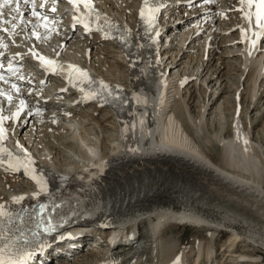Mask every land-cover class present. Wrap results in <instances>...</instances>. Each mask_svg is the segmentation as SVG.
<instances>
[{
  "label": "bare ground",
  "instance_id": "6f19581e",
  "mask_svg": "<svg viewBox=\"0 0 264 264\" xmlns=\"http://www.w3.org/2000/svg\"><path fill=\"white\" fill-rule=\"evenodd\" d=\"M174 1L170 0L169 11L171 12L168 15L171 16V21L176 17L175 28H177L176 31L181 32H173L174 39L170 38L168 43L174 44V41L177 43L166 49L161 44L157 46L151 39L149 40L138 24L137 27L134 26L131 30L132 43L135 44L136 49L134 52L123 50L120 41L114 42L102 34L84 32L76 24L70 23L69 18L64 16L65 12L61 7L62 5L57 0H34L30 6L21 3V9H24L23 19L17 16L16 20L8 25L12 27L15 24L17 28L13 34L25 40L21 28L29 26L32 30L37 29L45 39L44 44H49L50 47L60 50L61 55L77 58L79 62L85 65H89V59L91 53H93L91 52L93 50H87L88 38L98 39V44H112L119 58V60L117 59L118 66L120 70L123 68L122 71L126 73V89L131 95L130 102L132 103L127 112L120 113L116 108L100 107L97 103L82 105L80 101L77 102V97L72 92L65 91L61 93L57 91V79L55 77L36 84L35 80L39 78V75L38 77H35L36 75L34 77L28 76V73L25 72L23 79L20 80L17 76H12L10 68L7 67L8 62L0 64L2 67L6 66L5 69L2 70L1 68L0 70L5 75L4 79L0 81V93L6 94V96L0 95V104L3 100H6L9 92L13 93V90L14 95H16L14 101L24 100L25 103L23 113L15 119V122L12 121L13 123H11L8 138L13 140L11 142L13 148L19 146L23 151L25 149L28 153L36 156L39 160L38 164H50L52 162L50 158L55 156L51 155L50 157L48 155L50 157L48 159V156L46 157L40 149L38 153H35L31 148L39 140L44 141L46 139L43 132L46 130L48 132V128H51L52 135L53 128L60 129L61 132L68 127L70 132L73 120L76 121L78 118L77 121H79L80 119L77 115V117L73 115L75 107L88 111L92 109L95 115L96 113L105 112L100 119L103 118V121L108 123L112 120L111 123L116 125L118 134L116 133V140L109 147V151L104 153L101 150L99 153L96 148L89 147L90 151L77 166L60 171L59 181L53 191L57 193V191L65 189L66 182L69 185L68 188L72 191L87 190L89 185H94L96 188L99 187L100 190L98 189L99 191L96 194L94 193L95 195L90 198V201L82 202L81 206L84 208L90 205L97 208L109 207L108 212L103 214L104 218L101 221L103 228L109 229L111 232L114 231L110 234L107 242L100 244V237H77L81 240L80 242H86L88 245L92 244L90 247L97 254V257L92 258L88 261L89 263L86 262L85 264H109V262H112V264H174L177 259H179L180 264H186L189 255L185 251L177 252L178 243L176 241L167 240L164 244H161L158 239V236L166 228H170L172 223L177 222L189 223L195 227L213 225V227L219 228L220 225L228 226L231 233L225 251L227 254H222V257L224 255L230 257L231 248L241 240L256 238L260 241L258 244L264 245V190L261 185L264 177V148L260 142H257L258 138L256 139L252 135L253 128L257 126L256 121L249 119L248 123L243 122L239 116L231 112L236 118L230 122L227 131L224 130V127H222V123L225 121L223 110L225 108L227 111L233 109L229 106L231 98L221 95L225 88L221 92L218 91L219 95H217L216 88V91L212 92L213 96L211 95V98L209 96V99L205 98L207 91H202L204 98L202 101L198 98L201 112H199V117H192L190 113L183 109L181 102L176 101L179 92H182V96L185 94L183 91L185 87L197 85L196 77L199 73L197 69L200 66L199 61L201 59L204 60V62H201L203 69L206 68L207 70L205 75L212 71L213 67L215 68L208 75L211 78L207 85V88H209L210 82H220L219 75L224 69L222 68L224 63L228 68L231 69L232 67L231 62H224L223 60L220 62L221 64L219 63L222 54H227L224 57L228 59L233 57L234 53L232 51L240 50L239 52L244 56V58L241 57L242 62L243 60L247 64L252 62L251 68L249 71L247 70L243 80L244 95L250 97V104L252 100L256 103L260 102L262 98L261 86L264 82V53L259 50L260 53L257 55L255 50L257 44L258 48L264 46V36L258 43L255 34L250 32L249 28L252 23L251 21L246 22L244 16L247 9L246 0H218V7L216 8L220 9V14L224 13L221 8H230L229 12L232 11L231 13L235 14L237 11L235 15L238 14L237 17H239L238 20L235 18L234 21L228 22L227 26L223 28L221 24L224 21H220L222 18H220L219 12L213 14L212 10L210 11L213 6L210 7L209 4L204 3V0L202 2L197 0L193 3L195 6L191 4L190 7H196V10L190 9L189 12L185 10L187 17L184 16V19L181 20L173 15L174 11L172 10L178 8V6L173 7L177 3ZM116 2L122 5L124 1L116 0ZM139 2L140 0H137V5H133L134 8L128 9V17L126 16V18H123L122 15L121 18L114 13L112 10L114 4L111 7H107V5L105 10L110 15L117 16L119 21L124 22L122 26L127 27L126 23L134 24ZM221 2L222 4L219 5ZM52 3L55 4L52 5ZM41 4L48 7L53 6L57 15H53V10L40 7ZM236 6H239V8L236 9ZM102 8L104 9V7ZM207 9L208 11H206ZM33 10L41 14L40 19L32 15ZM167 18L169 19V17ZM36 24H39L40 27L33 28V25ZM47 29H51V32L47 33ZM219 29L229 31L228 34L231 36L227 34L228 36L226 35L227 37L222 39ZM232 33H236L237 37ZM202 35L207 39L204 38V41H202ZM232 36L236 37L235 41L232 40ZM200 37L201 39H199ZM199 40L202 41V45ZM224 41L227 42L223 43ZM252 41H256L255 46H252ZM197 42H199L198 45H196ZM218 42L221 43L220 46L223 45V49L217 46ZM162 43L164 44V42ZM195 46H198L201 50V56H198L197 65L191 71L190 63L196 58V55L192 54ZM216 46L218 50L215 49ZM125 47L127 46L125 45ZM227 48L229 52L226 51ZM160 49L161 52L158 53ZM189 50L193 51L189 53ZM79 51L83 52L85 57H82ZM204 51L208 53L206 57L202 54ZM216 51L221 52L220 57L218 53H215ZM217 56L219 57L216 62L217 65H214V63L209 65L208 63ZM18 58H21L22 69L26 70L27 68L33 74L36 73L33 66L27 64L29 61L27 56L21 55ZM96 60L100 62L98 59ZM175 60L176 65L173 64ZM179 64L184 65L183 70L179 71L177 69L174 71L177 65L179 67ZM192 66L194 65L192 64ZM172 70L173 73H170ZM241 71H244V67L241 68ZM18 74L21 75L19 72ZM25 78L34 81L31 87H27L28 81ZM182 81H184L183 86H181ZM203 81L204 84L207 80L204 79ZM13 84L16 85L15 89L12 87ZM221 85L222 83L219 87ZM28 89L37 93L36 100ZM187 89L188 101L193 97L196 98V96H193L194 92ZM46 96H50L52 100L50 102L44 101L43 97ZM180 97L178 99H181ZM182 99L184 100V98ZM6 103L11 104L8 100H6ZM50 103H59L61 108L56 105L55 107L51 106ZM174 105H176L175 108ZM254 108L255 106L252 110ZM41 109H43V113L37 114ZM64 109L67 110L61 111ZM29 110L32 113L30 115L28 114ZM209 110L212 111V114H216L217 125L209 129L207 127L208 135L205 137V142L208 144L211 141L218 143L221 147L220 161L210 154L208 155V152L194 140L189 129H187L186 119H183L185 115L192 126L201 132L202 122H204L205 116L209 115ZM0 111V114H3V104ZM239 111L244 112L241 108ZM89 113L86 112L85 114L90 118L92 115ZM11 119L14 120L12 117ZM100 119L99 121L94 120L97 126H99ZM60 120L61 122H59ZM221 121L223 122L221 123ZM50 122L54 123L55 126H52ZM262 124L264 125V123ZM16 132H18V135ZM21 133L24 134L23 137H19ZM68 136H60L59 138H62V140L59 139V143L62 142L61 145L63 146L68 145L71 142L69 141L71 137L69 139ZM245 140H247L246 144L244 143ZM50 146L52 147V144ZM245 149H247V152H245ZM38 168L40 169L39 165ZM1 175L5 182L7 181L8 188L18 187L20 182H25L26 188L7 189L8 191H5L7 194H0V211L9 210L17 201L25 203L34 198L36 194L34 186L30 184L27 178L11 173L4 174L0 171ZM89 181L91 184L88 183ZM93 230L94 228L91 227L84 229V232L91 233ZM98 234L99 236L100 234L104 235L101 232ZM69 243L70 240L67 239L62 241L59 239L55 243L57 250L65 253L64 257L73 252ZM198 244H196V252L193 254V264H202L201 258L203 257L210 264L213 263L215 260L213 261L214 257H211L210 248L207 244L202 245L201 241ZM99 246H103L104 250H101ZM100 252L102 254H98ZM80 255H77L74 260L72 259L71 264H84V261L82 262L80 259ZM45 258L46 255L44 254L37 264H41ZM246 258L252 259V261L260 260L257 253L253 256L240 255L239 259L233 258L232 260L237 261L239 264ZM30 264L36 263L31 262Z\"/></svg>",
  "mask_w": 264,
  "mask_h": 264
},
{
  "label": "rangeland",
  "instance_id": "374dc122",
  "mask_svg": "<svg viewBox=\"0 0 264 264\" xmlns=\"http://www.w3.org/2000/svg\"><path fill=\"white\" fill-rule=\"evenodd\" d=\"M123 1L124 2L122 3V5L118 4V2H116V0H102V2H100V0H99V3L100 4L102 3L101 5H103L105 7L107 5H108L107 7H111L114 4L112 6V10L114 11V13L115 14L117 13L119 15V17H121V15H122L123 18H126V16L128 17V15H127L128 14V9H132V7L134 8V6L137 5V0H123ZM221 1H223V0H221ZM217 2H218V0L217 1L214 0V2L212 4H209L210 7H211V5L213 6L210 9V11L212 10V13L213 14H217L218 12H219V14L221 13L220 9L216 8V7H218ZM124 4H125V6H124ZM183 4H181L177 8L178 10L177 9H173L174 15L177 16L179 19H181V17L186 16L187 15L186 12L187 11L189 12L190 9L196 10V7H193V8L190 7L191 6V3H186V6L187 7L184 6ZM221 4H222V2L219 5H221ZM230 5H232V4H230ZM230 5H228V6H230ZM232 8H234V7H232ZM229 9L230 8H228V9L221 8V10H224V13L223 14H220L221 15L220 18H222V20L220 19V21H222V22L224 21L223 24H221L222 25L221 26L222 28L223 27H226L228 22L234 21L235 18H237V20H238V18H239V17H237L238 14H237V16L235 15L237 13V11L235 12V14H232L231 13L232 11L229 12ZM185 10H186V12H185ZM179 12H181V13H179ZM224 14H225V16H224ZM234 26L236 27V25H234ZM219 32H220V34L222 36V39L224 37H227L228 35H230V34H228L229 31L226 32V30H224V29H219ZM233 35H235L237 37V34L236 33H234ZM202 36H201L202 37V41H204L203 39L205 38V36L204 35H202ZM201 37L199 39H201ZM235 38L232 36V40L235 41L236 40ZM206 39L207 38H205V40ZM217 39H218V37H217ZM97 40L98 39H96V38H90V39L88 38V41L89 42L87 41V44H88L87 50L88 51L93 50V51H91L93 53H91L92 55H91V58L89 59L90 61L88 63L89 64L88 66L95 73H97L98 75H101V76L109 79L110 81H114L116 83H120V84L124 85L125 88H126L127 87L126 86V78H125L126 77V73L124 71H122V70H124L123 68H121V70H120V67L118 66V60H119V58L117 57L116 50H114L115 48L113 47L112 44H108V45H106V44H98L97 43ZM202 41L199 40V42L201 43V45H202ZM199 42H197L196 45H198ZM225 42H227V41H224L223 43H225ZM220 44L218 42V45L217 46H220ZM240 45H241V42H240ZM217 46L215 47V49L217 48ZM105 47H106V49H105ZM101 48H102V50H100ZM207 48H209V46H207ZM220 48L223 49V45H221ZM256 48L257 49L255 50V53L257 55H258V53H260L259 50H261L264 53V49H263L264 46L260 47L261 49L258 48V47H256ZM111 49H113V50L111 51ZM190 49H192V47H190ZM193 50H194V52H192ZM193 50H189V53L192 52V54L194 56L196 55L195 56L196 58L193 59L191 61V63H190L191 64V67H190V70L191 71L193 69H195V67L197 65V59L201 56V50H199V47L198 46L193 47ZM216 50H218V49H216ZM226 51L229 52L228 51V48H227ZM239 51L240 50H234V51H232L234 53V55H233L232 58H228V59H226L224 57L227 54H225V53L222 54L221 59L219 60V63L222 62L223 60H224V62H229V63L231 62L232 63V67L230 69V67L228 68V66H225V63H224V65H222V68H224V69L222 70V72L219 75L220 82L219 81L218 82H216V81L210 82L209 83V88H207V85H208V81L211 78H209L208 75H210V72L214 71L215 68L213 67V69H211L212 71H209L205 75V73H206L207 70H206V68L203 69V66H202L201 62H204V60L201 59L199 61L200 66L197 69V70H199V73L197 74V77H196V80H197L196 81L197 82L196 84L197 85H194L192 87L191 86L185 87L183 89V91H184L185 94L183 93L184 95L182 96V92H179L177 94V96L178 97L181 96L180 97L181 99H178V97H177L176 98V101L179 100L178 103L181 102V106H183V109H185L186 112L190 113V115L192 117H194V118L195 117H199V112H200V107H199L200 106V103L199 102H200V100L202 101V99L204 98L202 91H207V93L205 94V96H206L205 98L206 99H209V96H210V98L213 96L212 94L216 91V88H217V92L218 91L221 92V90H223V88H225L223 90V92H222L221 95L223 97L224 96L225 97L227 96V97L231 98L230 101H229V106H231V108H233V109H228V111H227L226 108L225 109L223 108L224 109L223 110V115H225V119H224L225 121L224 120H223L224 122L221 121V123L223 122L222 123L223 124L222 127H224V130H226L227 128H229L230 122H232L236 118L233 114H236L237 115V108L239 107V110L241 108L242 111H244V112L239 111V115L238 116L241 119V121H243V122L246 121L247 123H248L249 119H251L252 121L253 120L256 121L257 126L255 127L256 129L253 128L252 135H253L254 138L255 137H256V139L258 138L257 142H260L261 145L264 148V125L262 124V123H264V82L262 83V86H261V92H262L261 93L262 94L261 101L258 102V103H256L255 101L252 100V102L250 104V97H247L246 94H245L246 96L244 95V88H243L244 84H243V80H244V77H245V74H246L247 70L248 71L250 70L251 65H252V62H250V64L245 63L244 60L242 62L241 57L243 56V54H241V52H239ZM68 53H70V52H68ZM215 53H218V56L220 57V55H221V52L220 51H218V52L216 51ZM79 54H81V56L84 57V53L83 52H80L79 51ZM202 54H204V57H206L208 53H207V51H204V53H202ZM74 55H76V54H74ZM95 56H97V57H95ZM218 56L215 57L208 64L211 65V64L214 63V65H217L216 62H217V60L219 58ZM243 58H244V56H243ZM96 59H98L100 62H98ZM94 61H96V62H94ZM173 64L176 65V60H175V63H173ZM177 64H178V62H177ZM192 64L194 66H192ZM163 65H165V64H163ZM182 67L184 68V65L183 64H179V67L177 65V67H176V69L174 71H176L177 69L179 71H182L183 70ZM243 67H244V71L242 72L241 71V68H243ZM202 69H203V71L200 73V71ZM197 70H195V71H197ZM170 73H173V70H172V72L170 71ZM215 76H213V77H215ZM203 78L205 80H207L204 84H203V82H204L203 81L204 80ZM201 79H202V81H201ZM220 83H222L221 87H219ZM186 88L189 89V90L187 89L188 91L194 92L193 93V96H196V98L193 97V99H191L190 101H188V97L189 96L186 94ZM202 89H204V90H202ZM234 89H237V90L235 91ZM219 92H218L217 95H219ZM225 92H227V93H225ZM259 93H260V91H259ZM185 95L187 96V99H186V96ZM242 96H243V98L241 99ZM37 97L38 96H35L34 99L37 98ZM46 97H47V101L48 102H50L52 100V98H50V96H46ZM182 98H184V100L185 99L186 100L184 101ZM197 102H198V104H197ZM182 103H183V105H182ZM50 104H51V106H54L55 107V105H56L57 107L61 108V104H57V103L56 104L50 103ZM254 106H255V108L252 110V108ZM72 107H74V106L72 105ZM173 107L175 108L176 105H174ZM224 107H225V105H224ZM75 108H74V110L76 112L73 110V115H75L74 117H77V116L80 117V119H79L80 122L77 121L78 118H77L76 121L73 120L72 128H71L72 130H70V132H69L68 127L65 128V129H63V131H61L62 134L60 132V129L53 128L52 129V132H53V130H54V132H53V135H52V133L50 131L51 128H48V132H47V130L43 132L44 133L43 134L44 138L46 137V139L44 140L45 142L42 141V140H39V142L38 143H35V145H33V147L31 148V149H33V151L35 153H38V150L40 149L42 153H45L46 157L48 155H50V157H51V155L55 156V157H51V158L49 156L47 157L48 159L50 158V161L52 159V162L51 163L53 164L52 165L50 163V164H47V165L50 167V169H52V170H54L55 172H58V173H60V171L66 170V168L70 169V167L73 168V167L77 166L79 164V162H81L82 159L86 156V154L90 151V148L89 147L96 148V150H98L99 153H100L101 150H102L101 152H104V153L105 152H108L109 151V147L116 140L115 138H116V135L118 134L116 125H114L113 123H111L112 120H110V122L108 123L107 121H103V118L100 119L101 115L104 114L105 112H102L100 114L99 113L98 114L96 113V115H95V113L92 111V109H89V111H88L86 109H84V110L83 109H80L79 107H75ZM66 110L67 109H64V110H61V111L64 112ZM86 112H87V114H88V112H90L89 114L92 115V117L90 116V118H89V116H87L85 114ZM81 116H82V118H81ZM184 116H183V119L184 118L186 119L185 121H186V126L188 127L187 129H189V131H190L192 137L194 138V140L197 141V143L200 144L208 152V155L210 154L215 159H218L219 160L220 159V155H221L220 154L221 153V147L218 145V143L216 144L214 141H211L210 144H208V143L205 142V137H207V135H208L207 134V127L209 129L210 127L211 128H213L214 126L216 127V125H217V122H216V120H217L216 114L215 113L212 114V111L209 110V115H206L205 116V120L207 122L205 120H204V122H202V126H201L202 130H201V132L199 130H197L196 128H194L192 126V124L188 121V119L186 118V116L185 117ZM209 117H210V119H209ZM214 118H216V119L214 120ZM99 119H100L99 126H97V124L95 123V121H97V120L99 121ZM82 120H84V121H82ZM59 122H61V120ZM59 122H58V124H59ZM51 123L52 122H50V124ZM73 124H75V125L73 126ZM53 125H54V123H52V126ZM101 125H102V127H101ZM14 126H13V128H14ZM13 128H12V130H13ZM27 129L29 130V128H27ZM73 129H74V131H73ZM64 130H65V132H64ZM17 133L18 132H16V134ZM23 135L24 134L21 133L19 135V137L20 136L23 137ZM65 135L66 136L69 135L68 136L69 139L71 137V139L69 140L71 142L69 144L67 143L68 145L65 144V146H63V145H61L62 142L59 143L60 142L59 139L62 140V138H59V137L60 136H64L65 137ZM56 136H57V138H56ZM46 143H48V144H46ZM36 144H37V146H36ZM50 144H52V147L50 146ZM44 149H45V151H44ZM50 150H51V152H50ZM263 154H264V149H263ZM262 182L263 183L261 185H262V188L264 190V177L262 179ZM6 186H7V188H6ZM17 188L18 189L19 188H26V183L25 182H20V184L18 185V187L8 188L7 181L5 182V180L2 178V175L0 176V194L3 193L5 195V194H7V192H5V191H8L7 189H10V190L11 189L12 190L13 189L18 190ZM3 189H5V190H3ZM212 227H213V225L212 226H204V227H195V226H192L190 224L185 225V224H179L178 222L177 223H172L170 228H166L165 231L161 235L158 236V239L161 242V244H164L165 241H167V240H172V241L174 240V241H176L178 243V247H177V250L178 251L177 252L179 253L181 251H185L186 254L189 255V257L187 255V257H188L187 259L188 260H186L187 261L186 264H193V254H194V252H196V247H197L196 244H198L199 241H201V244L202 245L207 244V246L210 248L211 257L213 256L214 257L213 261L215 260L211 264H238L237 261L234 262L232 259L233 258H238L239 259V256L240 255L253 256V254H256V253L260 257V260L259 261H252V259L250 260L249 258H246L244 261H241L239 264H264V245L262 246V244L261 245L258 244V243H260V241H258V239L256 240V238H253V239L251 238L254 241L249 240V239L248 240L245 239V241L244 240L243 241L242 240L241 241H238L234 245V247H232L233 249L231 248V250H232V252H230V255L231 256L230 257H227L226 255H224L222 257V254H224L225 251L227 250L226 249V246L228 244V237H229V235L231 233V230H230V228L228 226H225V225H223V226L220 225L219 228L218 227L217 228L216 227H213L212 228ZM245 234H246V232H245ZM90 242H92V241H90ZM253 242H255L257 244H255ZM99 248L101 250H104L103 249V246L102 247L99 246ZM64 254L65 253H63L62 255L64 256ZM79 254H81L80 255V259L82 260V262L84 261V264L86 262L89 263L88 261L92 260V258H94V257H97V254L94 252L93 248L86 249V250H83V251H79V250L76 249L75 252H71L68 255V258L66 257L67 259H64L63 256H60L59 258L53 260L51 262V264H71L72 259L75 258ZM98 254H102V253L100 252ZM225 254H227V253H225ZM58 260H60V261H58ZM225 261H226V263H225ZM229 262H232V263H229ZM201 263L202 264L203 263L204 264H210L209 262H207V259L204 258V257L201 258Z\"/></svg>",
  "mask_w": 264,
  "mask_h": 264
},
{
  "label": "snow or ice",
  "instance_id": "6c2138e0",
  "mask_svg": "<svg viewBox=\"0 0 264 264\" xmlns=\"http://www.w3.org/2000/svg\"><path fill=\"white\" fill-rule=\"evenodd\" d=\"M70 4H72L74 7L77 3H83L84 5V11L88 16H92V8H91V0H68ZM214 0H204V3L210 4L213 3ZM21 3H23L25 6H30L33 4V0H0V29L7 31L8 29L2 28L3 25L11 23L12 21H15L17 16H19L21 19H23L24 11L21 9ZM247 3L249 7L255 3L256 5V27L259 29L255 33V36L257 39H259L261 36H264V0H247ZM145 6L149 4V0H144ZM193 6H195L193 4ZM41 7H43V4H41ZM146 10L149 12V15H145ZM54 11V9H53ZM159 12V8H151L148 9L147 7L141 8L140 11V17L145 22L146 25H148L150 28L156 29V36L160 35V32L158 30V26L156 25V13ZM15 14V15H13ZM32 15L37 17V19L40 18V13L33 10ZM252 14L249 13L248 16L250 17ZM96 19L99 18L98 14L95 17ZM247 18V17H246ZM47 19V17H45ZM74 24L76 23H82L83 21L81 19H77L75 16L73 17ZM86 31L91 30V23H84L83 24ZM13 27H16L15 24H13ZM40 27L39 24L33 25V28ZM33 35H37L35 32H33ZM153 43H155V39L153 40ZM256 41H252V46H255ZM251 55V52L249 53ZM35 55V53H33ZM40 62L42 67H45V70H48L50 68L52 71H56L57 69H60L63 71L64 66L57 65L55 61L53 60H45L43 56H40ZM68 69H71L74 72L80 73V75L87 80V74L83 73L80 69L75 68L73 65H68ZM11 70V67H10ZM0 80H3V77H0ZM69 83H72V79L69 77ZM89 83H91L89 81ZM99 84V88L96 90H90L87 93L84 94L83 99L85 101L89 99H96L98 96L101 95V92L107 93L108 96L113 97L114 99H118V97L113 96L112 91L110 90L109 85L104 84L102 81L97 82ZM184 81H182L181 86H183ZM76 84H73V87H76ZM12 87L15 89L16 85L13 84ZM80 91L83 93L84 89L81 88ZM0 95H3V93H0ZM7 99L11 100V96H7ZM25 103L24 100H20L19 105L16 108V111L13 113L12 118L15 120L19 118L20 113L24 110ZM28 114H32L31 110L28 111ZM39 114V113H37ZM239 115V107L237 108V116ZM8 117L0 115V140L4 139V128H3V122L7 120ZM244 143H247V140L244 141ZM5 150L0 148V153L4 152ZM245 152H247V149H245ZM33 161L31 158H28L26 164L24 165L25 174H27L30 171H33L31 168L28 167V165H31ZM10 167L15 168L16 170L19 169L20 165H10ZM2 214V213H0ZM50 230V226H49ZM23 238V237H22ZM0 239H3V237H0ZM13 248V245L5 244L4 247H0V264H23V261L26 259H31L32 253H27L26 255H22L18 258H6L11 256V249ZM43 249H41L42 251ZM109 264H112V262H109ZM174 264H180L179 259H177Z\"/></svg>",
  "mask_w": 264,
  "mask_h": 264
}]
</instances>
